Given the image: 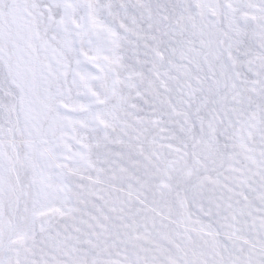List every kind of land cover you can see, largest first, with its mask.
Masks as SVG:
<instances>
[{
	"label": "snow or ice",
	"instance_id": "obj_1",
	"mask_svg": "<svg viewBox=\"0 0 264 264\" xmlns=\"http://www.w3.org/2000/svg\"><path fill=\"white\" fill-rule=\"evenodd\" d=\"M0 264H264V0H0Z\"/></svg>",
	"mask_w": 264,
	"mask_h": 264
}]
</instances>
